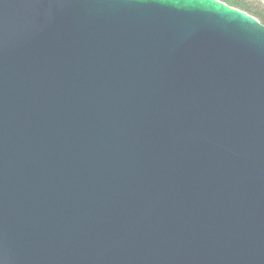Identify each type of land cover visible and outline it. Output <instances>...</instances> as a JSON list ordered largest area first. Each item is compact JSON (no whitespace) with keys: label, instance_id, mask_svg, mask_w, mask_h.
<instances>
[{"label":"water","instance_id":"1","mask_svg":"<svg viewBox=\"0 0 264 264\" xmlns=\"http://www.w3.org/2000/svg\"><path fill=\"white\" fill-rule=\"evenodd\" d=\"M0 264H264V26L0 0Z\"/></svg>","mask_w":264,"mask_h":264},{"label":"trees","instance_id":"2","mask_svg":"<svg viewBox=\"0 0 264 264\" xmlns=\"http://www.w3.org/2000/svg\"><path fill=\"white\" fill-rule=\"evenodd\" d=\"M226 5L236 8L257 19L264 26V2H253L254 0H219Z\"/></svg>","mask_w":264,"mask_h":264},{"label":"rangeland","instance_id":"3","mask_svg":"<svg viewBox=\"0 0 264 264\" xmlns=\"http://www.w3.org/2000/svg\"><path fill=\"white\" fill-rule=\"evenodd\" d=\"M249 1H251V0H249ZM261 1V0H260ZM253 2H259V0H254ZM263 2H264V0H263Z\"/></svg>","mask_w":264,"mask_h":264}]
</instances>
